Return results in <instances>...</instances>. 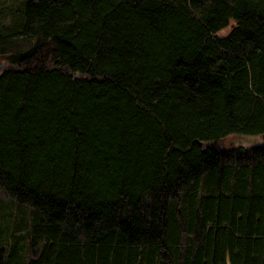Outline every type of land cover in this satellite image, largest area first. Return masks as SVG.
<instances>
[{
    "label": "trees",
    "instance_id": "1",
    "mask_svg": "<svg viewBox=\"0 0 264 264\" xmlns=\"http://www.w3.org/2000/svg\"><path fill=\"white\" fill-rule=\"evenodd\" d=\"M4 1L0 264H264V0Z\"/></svg>",
    "mask_w": 264,
    "mask_h": 264
},
{
    "label": "rangeland",
    "instance_id": "2",
    "mask_svg": "<svg viewBox=\"0 0 264 264\" xmlns=\"http://www.w3.org/2000/svg\"><path fill=\"white\" fill-rule=\"evenodd\" d=\"M5 1L3 2V5H2V9L4 11H6L5 8H4L6 6V2ZM14 1L16 2V0H9V2H11V3L14 2ZM255 137L264 140V135L255 136ZM251 143L252 142L243 140L242 138H240L238 136H227V137H225V138H223L222 140L219 141V145L222 146V147L246 146V145H249ZM0 198L8 203V205L6 206V209H4V212L5 213H9L10 215H13V216H11L12 218H14V217L19 218V216H17L15 214V212L12 211V210H14L15 207L12 206V204H11L12 203L11 198L9 196H7L6 194H4V192H2V191H0Z\"/></svg>",
    "mask_w": 264,
    "mask_h": 264
}]
</instances>
